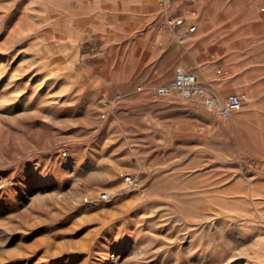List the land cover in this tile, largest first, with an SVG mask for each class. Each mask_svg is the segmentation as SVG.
<instances>
[{
  "label": "rangeland",
  "instance_id": "1",
  "mask_svg": "<svg viewBox=\"0 0 264 264\" xmlns=\"http://www.w3.org/2000/svg\"><path fill=\"white\" fill-rule=\"evenodd\" d=\"M196 3L0 0V264H264V0ZM179 64L262 94L155 95Z\"/></svg>",
  "mask_w": 264,
  "mask_h": 264
},
{
  "label": "built area",
  "instance_id": "2",
  "mask_svg": "<svg viewBox=\"0 0 264 264\" xmlns=\"http://www.w3.org/2000/svg\"><path fill=\"white\" fill-rule=\"evenodd\" d=\"M174 1L162 0V10L168 26L176 30L186 25L185 33L195 32L198 28L196 21L174 11ZM185 35L181 33L180 38H184ZM140 88L142 87L140 86ZM174 93H178L184 98H200L210 108L215 109L223 118H230L235 112L241 110L248 101V96L243 93H232L229 96L221 97L214 88L202 83L199 75L189 70L185 64H179L175 78L170 83L157 87L154 94L157 96H170ZM107 114V112H104L103 117H107ZM139 182L137 177L127 175L124 179V188L128 190L139 188ZM100 197L104 200H110L112 195L104 191L100 194Z\"/></svg>",
  "mask_w": 264,
  "mask_h": 264
},
{
  "label": "crops",
  "instance_id": "3",
  "mask_svg": "<svg viewBox=\"0 0 264 264\" xmlns=\"http://www.w3.org/2000/svg\"><path fill=\"white\" fill-rule=\"evenodd\" d=\"M193 1L194 2H191V0H175L174 10L178 13H182V14L190 17V14H189L190 10L192 8H196V5H197V3H196L197 0H193ZM195 20H196V23L200 29V27L203 25V23H202L203 19H199L198 17H196ZM185 28H186V25L181 27L178 31L183 32L185 30ZM197 30H198V28H197ZM239 91L248 96V101L246 103L252 102V104L254 103V101H257L262 94V93H258V92H254V91L251 92L246 87L239 89ZM243 116L247 117V114L245 113ZM248 116H250L251 120H256L255 123H257L258 126H262L264 124V116H262V113H260L258 109H252V111H250ZM260 130H262V128H260Z\"/></svg>",
  "mask_w": 264,
  "mask_h": 264
}]
</instances>
